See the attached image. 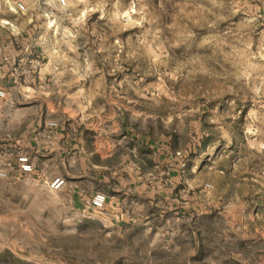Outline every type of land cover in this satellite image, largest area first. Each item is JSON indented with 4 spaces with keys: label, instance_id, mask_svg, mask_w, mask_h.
Returning <instances> with one entry per match:
<instances>
[{
    "label": "rangeland",
    "instance_id": "rangeland-1",
    "mask_svg": "<svg viewBox=\"0 0 264 264\" xmlns=\"http://www.w3.org/2000/svg\"><path fill=\"white\" fill-rule=\"evenodd\" d=\"M262 9L259 0H68L49 19L23 16L40 18L31 47L41 53L10 62V83L49 96L54 117L81 120L91 160L107 138H149L134 170L144 159L152 191L126 208L153 215L131 225L75 209L45 178L12 176L16 135L0 118V264H264ZM26 64L46 68L35 88L20 85Z\"/></svg>",
    "mask_w": 264,
    "mask_h": 264
},
{
    "label": "crops",
    "instance_id": "crops-1",
    "mask_svg": "<svg viewBox=\"0 0 264 264\" xmlns=\"http://www.w3.org/2000/svg\"><path fill=\"white\" fill-rule=\"evenodd\" d=\"M259 1L263 8L261 17L264 20V0ZM10 6L6 0H0V87L17 88L9 81V64L15 61L16 57L25 63L30 55L38 56L41 48L39 46L32 48L31 40L41 39L42 35L32 29L37 26L40 18H23L28 14L16 13ZM27 67L28 64L23 69L26 78L20 85L35 88L37 77L42 79L46 76L44 74L46 68L31 71ZM30 73H35L37 76L32 77ZM17 90L18 95L8 92L2 102L3 109L0 110V118L9 120L6 128L11 129L16 135L14 153L11 157L7 156L6 160L26 154L32 159L35 171L32 173L13 171L15 174H12L8 170V175L11 173L12 176L18 177L25 174L47 180L55 177L65 178L66 184L57 191L68 193L70 204L82 211L89 208L90 200L96 192H104L107 195L104 208L107 214L131 225L140 224L153 215L150 211L143 212L138 207L133 210L126 208L128 197L137 192V199L145 201V197L152 191V188L145 184L149 171L144 165V159H141L143 163L137 162L139 175L135 176L134 170L135 157L140 160L135 151L138 150V154L142 157L150 154L152 145L149 138L140 136L136 143L132 142L130 145H122L120 140L107 138L100 145L101 153L94 154L95 158L92 161L88 157L91 148L88 146L86 131L81 126V120L67 119L72 121L67 123L61 118H56L51 114V108L45 106V103L47 105L53 102L49 96L26 94L18 88ZM55 119L58 121L57 124L51 126L50 122ZM4 149L7 150V145ZM111 161L116 163L113 166L115 168L113 174L102 170L107 169ZM180 167L178 164L172 168V181L179 179L175 175L179 173Z\"/></svg>",
    "mask_w": 264,
    "mask_h": 264
},
{
    "label": "built area",
    "instance_id": "built-area-1",
    "mask_svg": "<svg viewBox=\"0 0 264 264\" xmlns=\"http://www.w3.org/2000/svg\"><path fill=\"white\" fill-rule=\"evenodd\" d=\"M6 2L11 5L10 8L16 13L28 14L34 11L40 13L44 17H48L53 13L54 8H63L68 5V0H6ZM6 96V90L0 87V101ZM50 125H55L51 123ZM16 162L14 164L9 163V166L16 169L21 173H32L35 171V165L32 159L26 155L22 154L16 157ZM0 175L3 177L7 176V171L4 169L0 170ZM46 186L49 190L57 191L64 187L66 184L65 178L55 177L52 180L45 181ZM107 203V195L104 192H96L89 203V208L93 210H102L105 208Z\"/></svg>",
    "mask_w": 264,
    "mask_h": 264
}]
</instances>
